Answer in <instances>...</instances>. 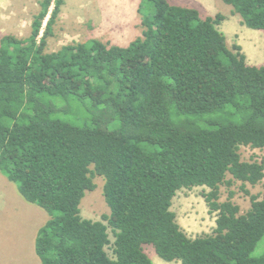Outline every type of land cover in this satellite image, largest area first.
Returning a JSON list of instances; mask_svg holds the SVG:
<instances>
[{"label": "trees", "instance_id": "obj_1", "mask_svg": "<svg viewBox=\"0 0 264 264\" xmlns=\"http://www.w3.org/2000/svg\"><path fill=\"white\" fill-rule=\"evenodd\" d=\"M246 28L264 32V0H222ZM65 0H43L27 39L0 43V175L49 220L39 230L41 264H264V66L229 48L220 15L168 0H142V37L129 47L97 39L49 53ZM47 20L46 26L45 21ZM105 180L113 231L84 219L81 203ZM231 176L232 181H227ZM242 183L250 210L234 193ZM204 188L212 235L190 238L172 211L182 190ZM112 251V257L108 249Z\"/></svg>", "mask_w": 264, "mask_h": 264}, {"label": "rangeland", "instance_id": "obj_2", "mask_svg": "<svg viewBox=\"0 0 264 264\" xmlns=\"http://www.w3.org/2000/svg\"><path fill=\"white\" fill-rule=\"evenodd\" d=\"M43 0H0V43L5 37L27 39L31 26L40 12ZM142 0H65L61 13L53 27V36L48 39L47 52L60 51L64 46L85 43L97 39L107 46L129 47L137 38L142 37L141 16L138 13ZM172 5L196 9L201 17L220 15L224 21L219 26L229 48L240 46L249 66H264V32L254 31L244 26L242 18L222 0H168ZM47 20L45 21L46 26ZM240 154L245 162H264V149L242 147ZM96 189L87 192L81 203L84 219L108 222L104 217L110 209L104 198L105 180L94 178ZM227 181H232L231 176ZM242 183L221 187V202H225L231 192L233 202L240 207L241 214L250 210L251 202L242 191ZM251 195L262 196L264 180L256 187L246 185ZM204 188L182 190L173 200L172 211L177 222L192 239L212 235L216 228V216L209 214L203 194ZM46 211L31 205L19 194L17 187L6 177L0 175V264H41L34 250V241L39 230L49 220ZM111 242L115 238L108 227ZM145 253L153 264L168 263L161 260L150 246ZM112 257V251L108 249ZM264 255V238L253 253L254 258ZM38 261H37V260Z\"/></svg>", "mask_w": 264, "mask_h": 264}, {"label": "crops", "instance_id": "obj_3", "mask_svg": "<svg viewBox=\"0 0 264 264\" xmlns=\"http://www.w3.org/2000/svg\"><path fill=\"white\" fill-rule=\"evenodd\" d=\"M45 224H46V222H45ZM45 224H44V225H45ZM36 238H37V236H36ZM35 241H36V239H35ZM35 241H34V247H33L34 250H35ZM36 260H37V259H36ZM37 261H38V260H37Z\"/></svg>", "mask_w": 264, "mask_h": 264}]
</instances>
